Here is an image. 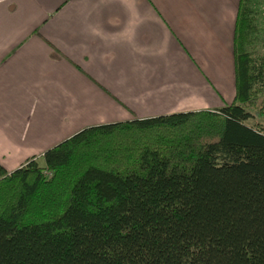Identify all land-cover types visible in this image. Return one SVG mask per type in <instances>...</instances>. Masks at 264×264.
I'll return each mask as SVG.
<instances>
[{"label":"trees","instance_id":"16d2710c","mask_svg":"<svg viewBox=\"0 0 264 264\" xmlns=\"http://www.w3.org/2000/svg\"><path fill=\"white\" fill-rule=\"evenodd\" d=\"M259 3L238 0L229 104L85 126L43 164H0V264H264V127L245 122L264 110Z\"/></svg>","mask_w":264,"mask_h":264},{"label":"crops","instance_id":"0c3cea01","mask_svg":"<svg viewBox=\"0 0 264 264\" xmlns=\"http://www.w3.org/2000/svg\"><path fill=\"white\" fill-rule=\"evenodd\" d=\"M262 2V0H261ZM238 0H0V164L77 130L233 101ZM263 23L264 6H256ZM264 127V110L251 118Z\"/></svg>","mask_w":264,"mask_h":264},{"label":"rangeland","instance_id":"374dc122","mask_svg":"<svg viewBox=\"0 0 264 264\" xmlns=\"http://www.w3.org/2000/svg\"><path fill=\"white\" fill-rule=\"evenodd\" d=\"M261 99V104L262 103H264V94H262V97L260 98ZM260 101V100H259ZM258 108V106L256 107V109ZM247 124H253V123H255V121H254V119H248V120H246L245 121ZM37 160H38V162L40 163V164H43L42 162V158L39 156L38 158H37Z\"/></svg>","mask_w":264,"mask_h":264}]
</instances>
